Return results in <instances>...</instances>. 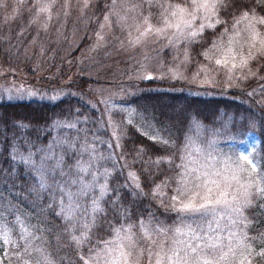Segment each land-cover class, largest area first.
Instances as JSON below:
<instances>
[{
	"label": "rangeland",
	"instance_id": "1",
	"mask_svg": "<svg viewBox=\"0 0 264 264\" xmlns=\"http://www.w3.org/2000/svg\"><path fill=\"white\" fill-rule=\"evenodd\" d=\"M17 1L23 0H4L6 6L0 10L7 19L17 11L15 6ZM98 1L32 0V4L25 8V11H33L34 23L37 28L39 27L41 35L44 36L42 38L47 43L48 38L51 44L65 34L68 35L69 47L64 57L72 53V59L63 60L66 66L65 74H68L66 77L73 80L74 75H82L86 84L79 90H72L69 93V90L61 85L46 84V86L41 82L37 84L29 78L22 67L7 68L0 62V100L29 98L56 100L67 93L81 98L80 102L85 105V111H81L82 117L76 114L74 118L56 122L48 142L38 147L47 149L51 145L55 148L56 144L53 141L59 142L70 138L76 143L77 148L83 146L91 150L92 159H89L88 151L82 153L81 164L88 169V172L82 173L80 178L83 183L90 184L93 183L91 180L93 171L99 177L98 169L107 170L106 191L104 196H99L97 191L93 190V194L96 195L95 205L88 197L81 198V203L87 206L91 213L90 221L85 220L84 223H80L77 213L73 222L69 223L67 214L61 213L66 224L61 226L64 239L58 240L63 244L67 240L73 241L77 256L79 258L83 256L86 260L87 238L112 241L117 238L115 230L123 229L132 235L135 248L140 253L138 264H155L157 253L163 255L158 245H163L164 251H167L168 242L175 238L172 230L180 229L182 232H188L186 224L195 228L205 223L203 219H196L200 215L199 212H187L181 209L189 203L194 208H199L200 204L206 202L203 199L206 190L192 191L189 185L188 194L179 195L178 184L173 180L165 181L170 184L157 185L153 188L152 194L153 200L162 207L165 216H147L145 220H138L137 223L120 224L105 235L96 231L102 204L108 194L110 178L117 172L124 173L125 179L129 182L125 186L130 191H133L136 188L135 183H138L136 174L122 155V126L126 124L125 122H132L142 133L154 139L160 137L142 112L127 104V96L132 92L135 80L142 76L160 80L176 79L194 93L208 95L214 94L221 86L228 88L235 85L238 80L251 73L249 64L262 46L259 42L253 46L250 34L254 28L259 31L261 38H264V25L256 22L259 16L255 15V19H252L251 15L249 18L241 16L229 30L224 31L222 36L214 41L211 48L202 53L205 62L192 68L189 60L190 45L197 40V36L204 29L212 28L219 22L217 9L215 12H207L203 9L197 12L193 7L189 9L193 13L191 17L182 14L176 18L169 15H163L161 18L158 14L151 20L148 16L151 7L149 0H110L107 9L101 15L95 10ZM203 2L204 0H201V3ZM44 5L49 6V11L40 12L39 8ZM180 7L187 8L188 5L182 4ZM117 17L120 19L118 20ZM189 20H191V31L198 34L194 38L185 39L189 31L185 21ZM170 24L178 27H169ZM149 28L152 31H148ZM156 29L162 31L157 33ZM216 60H222L224 63L216 64ZM241 61H247V65L241 67ZM33 67L38 69L42 65L37 66L33 62ZM259 87L255 95L257 100L264 104V85ZM85 117L88 123L81 127ZM72 124L76 127H70ZM228 125L227 121L217 128L191 125L180 145L179 171L194 172L200 176L207 173L209 180H220V177L215 175L216 172H220L231 182L234 190L240 189L242 185L246 186L248 189L246 199L250 203L240 209L245 218V209L254 204L257 198L264 199V174L259 167L258 138L253 132H248L243 137H236V134L229 130ZM83 136H87V139H82ZM32 150L36 151V149ZM245 155L248 156V160L243 159ZM65 163L72 165L67 155H65ZM181 165L183 167H180ZM67 179H76V176L73 174L45 176L48 188L51 189L50 194L58 200L57 206L61 197L58 195L56 185L66 182ZM103 179L101 177V180ZM208 187L216 192L215 185L209 183ZM221 187H223L222 183ZM48 188L43 189H47L48 193ZM67 190L75 192L77 189L75 186H68ZM173 197L178 199L174 200ZM65 204H67L66 198ZM58 209L60 211L59 206ZM223 216L224 213L221 212L219 224L227 227ZM0 217H3L0 219V264H36V261L25 254L21 245L28 247L31 254L38 257L40 264H55L48 258V251L44 249L39 233L35 232L25 219L5 209L0 210ZM181 217L184 219L182 220ZM141 224L145 227H140ZM242 224L243 227L236 230L237 235L243 231L246 236V218L243 219ZM157 229L168 231H157ZM120 235L124 236V231H121ZM81 236L85 239H80ZM240 239L246 246L249 245L243 236ZM250 249L254 253L249 257L251 264H264V256L259 255L260 248L254 250L255 246L250 245ZM123 250L126 251V248ZM148 250H151V256L148 255ZM112 256L119 257V251H114ZM80 261L84 264L81 259Z\"/></svg>",
	"mask_w": 264,
	"mask_h": 264
},
{
	"label": "trees",
	"instance_id": "2",
	"mask_svg": "<svg viewBox=\"0 0 264 264\" xmlns=\"http://www.w3.org/2000/svg\"><path fill=\"white\" fill-rule=\"evenodd\" d=\"M99 1L95 10L101 15L110 0ZM157 2L179 4L180 0H152L148 13L151 20L159 14ZM30 4L32 0L17 1V11L8 19L0 10V33L4 41L0 43V62L7 68L22 67L37 84L61 85L69 93L79 90L86 84L84 77L76 74L70 80L72 78H67L68 74H65L63 60L72 59V53L64 57L69 47L68 35L51 44L48 38L47 43L34 23L33 11H25ZM226 4V7L217 8L219 22L212 28L204 29L190 45L192 68L205 62L202 53L232 27L243 12L252 8L256 16L264 17V3L226 0ZM261 49L250 62L248 68L251 73L247 77L228 88L221 86L212 95L194 93L176 79L148 80L143 78L147 76H142L135 80L132 92L127 96V104L142 112L160 137L154 139L142 133L132 122H125L122 126V155L136 174L140 187L133 191L126 188L129 182L124 173L117 172L110 178L108 194L95 227L97 232L105 235L120 224L137 223L147 216H165L162 207L153 200V188L165 181H172L176 176L180 145L193 124L217 128L227 121L229 130L236 137L253 132L258 138L259 167L264 174V104L255 95L259 86L264 85V57L260 56ZM33 62L42 67L35 69ZM80 99L67 93L56 100H0V210H10L25 219L39 233L43 247L48 251V258L55 264H81L73 241L67 240L63 244L58 240L64 239L61 226L66 224L62 216L56 214L59 212L58 200L50 194L51 189L48 188L47 193V189L39 186L35 173L30 169L13 164L9 159V148L11 143L16 146L12 152H17L21 147L18 140L22 132L26 140L37 146L45 145L51 137L50 129L56 122L69 120L82 110L85 111ZM18 124H22L23 129L18 128ZM13 168L15 171H12ZM254 202L244 211L246 237H255V240L247 241L255 246L254 250L260 248L262 252L264 199L257 198Z\"/></svg>",
	"mask_w": 264,
	"mask_h": 264
},
{
	"label": "snow or ice",
	"instance_id": "3",
	"mask_svg": "<svg viewBox=\"0 0 264 264\" xmlns=\"http://www.w3.org/2000/svg\"><path fill=\"white\" fill-rule=\"evenodd\" d=\"M149 2H152V0H149ZM253 2L264 3V0H253ZM182 4H187L188 7H180ZM5 6L4 0H0V9H3ZM226 6V0H204L203 3H201V0H180L179 4L156 3V7L160 10L159 15L161 18L163 15L176 18L182 14L191 17L193 13L189 9L193 7L196 8L197 12L201 11V9L207 12H215L217 7ZM39 11H49V6H42L39 8ZM250 14L251 18L255 19V11L252 8H249L247 12H243L242 17L249 18ZM117 19L119 20L120 18L117 17ZM256 22L264 25V17H260ZM185 24L189 29L185 35V39L194 38L198 33L191 31V20L185 21ZM168 26L178 27V25L171 24ZM208 26L211 27L212 25ZM148 31H152V29L149 28ZM160 31L162 30L156 29L157 33ZM250 39L253 42V46L256 42L261 44L260 56L264 57V38H261L259 31L253 28ZM0 43H4L2 33H0ZM215 63L222 64L224 61L216 60ZM246 65L247 61H241V67ZM234 67L236 66L234 65ZM143 78L148 80L154 79L150 76ZM193 95L195 96L196 94ZM78 115L82 116L83 113H78ZM87 123L88 121L85 117L84 121L81 122V127ZM17 127L23 129L24 126L18 124ZM63 127H69V125H63ZM70 127L75 128L76 125L72 124ZM105 131L107 132V130ZM93 135L95 136V134ZM82 139H87V136H83ZM18 143L21 147L15 153L12 152V148L16 146L10 143L9 159L14 165H23L37 174L35 175V179L41 188L49 187L45 181V176L55 177L57 174L60 176L73 174L76 176V179H67L66 182L56 185L58 195L61 197L58 205L60 211L56 214L59 216L61 213H66L69 223L73 222V218L77 216V213H79L78 220L80 223H84L85 220L90 221L91 213L89 208L81 203V198L88 197L93 202V205H95L96 195L93 194V190L95 189L99 196H104L108 176L107 170L98 169L97 171H100L99 177L95 174V171L91 173L93 183H83L80 178L81 174L88 172V169L84 168L81 164L82 153L88 151L89 159H92L91 150L83 146L77 148L76 143L70 138H65L59 142L53 141L56 144L55 148L50 145L47 149H40L36 144L26 140L23 132L19 136ZM30 144L31 147H29ZM108 147H111V145H108ZM33 148L36 151H33ZM65 155L72 161V165L65 163ZM243 159L248 160V156L245 155ZM92 166L94 167V165ZM180 167H183V165ZM12 171H15V168ZM215 175L220 177V180H209L207 173L200 176L194 172L189 173L185 171L184 173H180L178 169L177 177L173 178V182L178 184L177 192L179 195H187L189 185H191L192 191L196 189L206 190L203 196V199L206 201L205 203L200 204L199 208H194L189 203L184 205L181 211L199 212L200 215L196 219H203L205 223L197 225L195 228L186 224L185 227L188 228V232H182L180 229L172 230L175 238L168 242L169 247L167 251H164L163 245H158L163 255L157 253L155 264H246V261L247 264H251L249 257L254 255V253L250 249V244L246 246L241 242L240 237L243 236L250 241L256 238L246 237L243 231L237 235L236 231L238 228L243 227L242 221L245 219L240 209L250 203L246 199L248 189L242 185L240 189L234 190L231 182L226 177H223L220 172H216ZM101 177L104 179L101 180ZM209 183L215 185V193L212 188L208 187ZM221 183L223 187H221ZM68 186H75L77 190L75 192L69 191L67 190ZM134 186L137 189L140 187L138 183H135ZM65 198L67 199V204H65ZM173 199H178V197H173ZM221 212L224 213L223 219L226 225H228L227 227L220 226L219 224ZM0 219H3V217H0ZM181 219L183 220L184 217H181ZM140 227H145V225L141 224ZM85 230H87L86 227ZM115 231L116 240L107 241L101 238L100 241H97L90 237L86 239L88 245L87 259L85 260L83 256L80 257L84 264H138L140 253L135 248L132 235L123 229H116ZM121 231H124V236L120 235ZM157 231L166 232L168 230L157 229ZM80 239H85V237L81 236ZM125 240L127 241L126 244ZM21 247L31 260L36 261V264H40L38 257L33 256L28 247L24 245H21ZM125 248L126 251L123 250ZM114 251H119L120 256L114 258L112 256ZM148 255L151 256V250H148ZM259 255L264 256V251L260 252Z\"/></svg>",
	"mask_w": 264,
	"mask_h": 264
}]
</instances>
